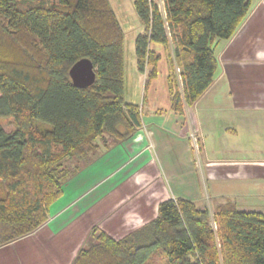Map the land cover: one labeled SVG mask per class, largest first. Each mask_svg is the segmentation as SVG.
Listing matches in <instances>:
<instances>
[{
    "label": "trees",
    "instance_id": "1",
    "mask_svg": "<svg viewBox=\"0 0 264 264\" xmlns=\"http://www.w3.org/2000/svg\"><path fill=\"white\" fill-rule=\"evenodd\" d=\"M253 0H134L144 32L135 41L138 71L158 76L153 45H174L183 92L168 77L172 108L182 113L211 87L215 46L238 31ZM89 59L95 84L69 76ZM124 31L109 0H0V248L48 222L71 177L91 165L102 142L131 139L142 126L125 98ZM94 153V154H93ZM72 264H264V213L235 202L215 213L188 199L159 204L152 222L115 239L94 228Z\"/></svg>",
    "mask_w": 264,
    "mask_h": 264
},
{
    "label": "crops",
    "instance_id": "2",
    "mask_svg": "<svg viewBox=\"0 0 264 264\" xmlns=\"http://www.w3.org/2000/svg\"><path fill=\"white\" fill-rule=\"evenodd\" d=\"M152 49L160 56L158 76L147 84L136 60L132 73L141 89V103L126 100L140 106L141 128L109 150L101 146L92 163L118 155L117 163H108L118 166L96 178L87 193L66 202L65 209L37 234L15 247L29 240L33 249L43 246L46 264H71L77 245L97 225L121 239L155 220L164 200L183 198L197 205L202 196L194 192L199 179L191 150L194 135L202 143L200 175L208 206L215 210L220 201L234 200L241 210L264 213V0H253L236 34L217 43L214 82L182 113L172 108L168 53L163 46L153 45ZM169 182H174L173 189L167 186ZM103 183L109 184L104 188ZM92 190L97 191L93 199L51 228V220ZM86 215L92 220L83 226ZM79 226L83 229L78 231Z\"/></svg>",
    "mask_w": 264,
    "mask_h": 264
},
{
    "label": "rangeland",
    "instance_id": "3",
    "mask_svg": "<svg viewBox=\"0 0 264 264\" xmlns=\"http://www.w3.org/2000/svg\"><path fill=\"white\" fill-rule=\"evenodd\" d=\"M55 1H58V0H55ZM154 2L158 5L160 10L163 11L164 0H154ZM112 4H113V7L115 9V13H116V15H117V17L121 23L123 31H124V59H125V75H126L125 76V81H126L125 98L127 101H134V102L140 104L141 99H142L141 89L139 86H136V82L133 79L132 69H133L134 63L136 61L135 41H136L137 37L141 33L144 32V27H143V24L141 23L137 13H136V10L134 7V0H112ZM165 50L169 56L168 61H169V67L171 68L170 74L172 75V82L174 85L177 86V90L182 93L183 92V85L181 84V80L179 79V75L181 74V69H180V73H178V71H177V69H178L177 60H175V58L173 56H171L174 52V45L172 43H170V45L168 47H166ZM180 77H181V75H180ZM185 108L186 107H184V109ZM183 112H184V110H183ZM139 115H140V118L142 119V110H141L140 106H139ZM0 124L9 133L15 130V127L12 125L11 119H0ZM194 137L197 138L196 135H194ZM190 139H191L190 140L191 141V150H192V153L195 157V160L197 161V164H198V168H197L198 171L197 172L199 174V179H198V182H196L197 185L194 188V192H196V195L202 196L201 197L202 200H201V202L197 203V206L202 207L203 205H206L203 208L207 207L211 211V213L214 214L215 213L214 208H210L206 202L207 201V195L205 193V189H204V185H203L204 181L202 179V176L200 175L201 174L200 168L202 165V164L200 165V163L202 162L201 158L203 155L202 154V143L197 138L196 142L198 143L199 148L196 150L195 147H193L194 138L191 137ZM117 142L118 141H114V140L109 139L108 144H107L108 145L107 150H109V148L111 149L112 147H114L117 144ZM100 145L103 146L102 142H100ZM153 149H154V147L151 146L150 150L153 151ZM94 155L99 156L100 155L99 151ZM112 158H114V159H108L106 157L103 160L98 161V163H96L94 165L91 164L87 167H86V165H83L84 169L81 172H79L78 175L71 177V179L64 185L62 197L59 198L51 206V208L49 210L48 219L52 218V216H54L57 213H59L60 211L64 210L65 209L64 207L67 205L66 202L70 201L71 199H73V200L75 198L77 199L81 195L87 193L91 189V187L94 185V182H96L98 180V178L106 175L108 173L109 169H114L116 166H118L117 164H115V166H111L108 163L112 162L110 160H114L113 163L114 162L117 163L120 159V156L114 155ZM96 178H97V180H95ZM77 179H78V181L75 182ZM108 184L109 183H105L104 188L107 187ZM167 186L169 187V189H173L174 188V182H172V184H171V182L167 183ZM96 192H93V190H92L91 192H89L88 194L83 196L81 198L82 200L80 202L78 201L75 204H71L68 208H66V210L58 218L51 220V222L49 224V225H51V228L56 226L60 222V220H62L66 216H68L71 212H74V211L78 210L81 206H84L85 204H87L91 199L94 198V196L96 195ZM225 201H229V200H222V201H220L221 202L220 204L224 203ZM230 201L234 202V200H230ZM259 204L260 203H258L257 205H259ZM212 205H213V203L211 202V206ZM91 220L92 219H91L90 215H86L84 218V222H82L83 226L89 224ZM46 224H44L43 226H46ZM42 227H40L38 230H36L35 232H33L32 234H30L27 237H24V238L12 243V244L1 247L0 248V264H22L23 262H25V263L28 262L26 264H46L45 259L41 254V251L42 252L44 251L42 245H39L38 248L34 247V249H33V247L31 248V245H30L31 242L28 240V241H25L23 243H20L19 245H17L15 247L16 243L21 242V241L28 239V238L34 236L35 234H37ZM94 228L100 229L99 225H97V226L93 227L91 229V231L90 230L88 231V235L85 238L84 242L81 243L80 245H77L76 252H74V256H73L74 259L82 249L88 247L89 244H91L93 242L92 236H93ZM81 229H83L82 226H79L78 231ZM40 246H42V247H40ZM157 264H163L162 260L157 261Z\"/></svg>",
    "mask_w": 264,
    "mask_h": 264
},
{
    "label": "water",
    "instance_id": "4",
    "mask_svg": "<svg viewBox=\"0 0 264 264\" xmlns=\"http://www.w3.org/2000/svg\"><path fill=\"white\" fill-rule=\"evenodd\" d=\"M69 76L72 83L80 89L92 87L97 79L95 67L89 59L77 62L70 69Z\"/></svg>",
    "mask_w": 264,
    "mask_h": 264
},
{
    "label": "built area",
    "instance_id": "5",
    "mask_svg": "<svg viewBox=\"0 0 264 264\" xmlns=\"http://www.w3.org/2000/svg\"><path fill=\"white\" fill-rule=\"evenodd\" d=\"M163 4H164V3H163ZM161 11H162V10H161ZM163 11H164V7H163ZM163 11H162V12H163ZM177 71H178V73H180V69H179V68L177 69ZM180 75H181V74H180ZM180 75H179V79L181 80ZM181 84H182V80H181ZM192 137L194 138V141H193V147H195V149L197 150V149L199 148L198 143L196 142L197 138L194 137V136H192Z\"/></svg>",
    "mask_w": 264,
    "mask_h": 264
}]
</instances>
